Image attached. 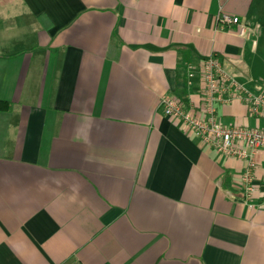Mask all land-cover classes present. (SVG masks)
<instances>
[{
	"label": "crops",
	"instance_id": "0c3cea01",
	"mask_svg": "<svg viewBox=\"0 0 264 264\" xmlns=\"http://www.w3.org/2000/svg\"><path fill=\"white\" fill-rule=\"evenodd\" d=\"M210 55L264 91V0H0V264H264L247 162L159 105L199 106ZM216 113L264 127L239 100Z\"/></svg>",
	"mask_w": 264,
	"mask_h": 264
},
{
	"label": "built area",
	"instance_id": "2783aa9c",
	"mask_svg": "<svg viewBox=\"0 0 264 264\" xmlns=\"http://www.w3.org/2000/svg\"><path fill=\"white\" fill-rule=\"evenodd\" d=\"M218 22L236 27L240 36H248V27L237 16L222 12ZM193 70L188 68V77ZM201 103L187 107L184 100L176 95L167 94L160 98L159 105L167 117L177 119L206 147L221 155L236 157L247 162L240 176V188L248 206L264 205L263 189L254 184V169L257 166L254 156L264 148V127L258 125H225L216 113V104L239 100L244 103L248 113L257 119H264V91L251 93L226 71L215 55L202 60L199 66Z\"/></svg>",
	"mask_w": 264,
	"mask_h": 264
},
{
	"label": "trees",
	"instance_id": "16d2710c",
	"mask_svg": "<svg viewBox=\"0 0 264 264\" xmlns=\"http://www.w3.org/2000/svg\"><path fill=\"white\" fill-rule=\"evenodd\" d=\"M9 102L0 100V109L6 110L9 108Z\"/></svg>",
	"mask_w": 264,
	"mask_h": 264
}]
</instances>
